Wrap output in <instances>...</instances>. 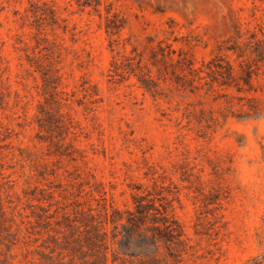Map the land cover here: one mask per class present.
I'll list each match as a JSON object with an SVG mask.
<instances>
[{
  "label": "rangeland",
  "instance_id": "obj_1",
  "mask_svg": "<svg viewBox=\"0 0 264 264\" xmlns=\"http://www.w3.org/2000/svg\"><path fill=\"white\" fill-rule=\"evenodd\" d=\"M0 264H264V0H0Z\"/></svg>",
  "mask_w": 264,
  "mask_h": 264
}]
</instances>
